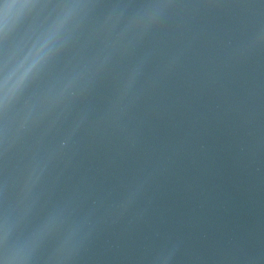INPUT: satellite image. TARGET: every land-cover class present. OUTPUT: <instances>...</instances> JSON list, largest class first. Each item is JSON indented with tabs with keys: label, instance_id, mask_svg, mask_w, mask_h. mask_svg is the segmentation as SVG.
<instances>
[{
	"label": "water",
	"instance_id": "1",
	"mask_svg": "<svg viewBox=\"0 0 264 264\" xmlns=\"http://www.w3.org/2000/svg\"><path fill=\"white\" fill-rule=\"evenodd\" d=\"M0 264H264V0H0Z\"/></svg>",
	"mask_w": 264,
	"mask_h": 264
},
{
	"label": "clouds",
	"instance_id": "2",
	"mask_svg": "<svg viewBox=\"0 0 264 264\" xmlns=\"http://www.w3.org/2000/svg\"><path fill=\"white\" fill-rule=\"evenodd\" d=\"M30 71H31V69L29 68L28 70L25 71L24 75L26 76L28 74V72H30ZM22 79H23V77H22Z\"/></svg>",
	"mask_w": 264,
	"mask_h": 264
}]
</instances>
